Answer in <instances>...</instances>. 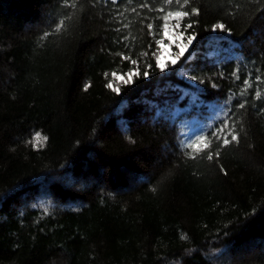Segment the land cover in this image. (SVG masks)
<instances>
[{
    "label": "trees",
    "instance_id": "obj_1",
    "mask_svg": "<svg viewBox=\"0 0 264 264\" xmlns=\"http://www.w3.org/2000/svg\"><path fill=\"white\" fill-rule=\"evenodd\" d=\"M192 8L164 75L163 17ZM0 264H264V0H0Z\"/></svg>",
    "mask_w": 264,
    "mask_h": 264
},
{
    "label": "snow or ice",
    "instance_id": "obj_2",
    "mask_svg": "<svg viewBox=\"0 0 264 264\" xmlns=\"http://www.w3.org/2000/svg\"><path fill=\"white\" fill-rule=\"evenodd\" d=\"M111 2L113 4H116L118 2V0H111ZM174 2V0H164V3L166 5H172ZM190 0H175V3L177 5H179L181 8H183L184 6L189 5ZM141 7H147V4H143L141 5ZM189 15H199V9L197 8H192L191 13H189L188 11H168L167 14L163 17L165 23L163 24V31L165 34L168 33V28H169V24H168V19L169 17H174L176 19V24L175 27L177 29H181L179 32V35L177 36V39H181L183 38L185 42L181 43L178 45L179 50L175 53V58L171 61L172 65H177V62L180 61L181 64L184 63V60H191L193 58L192 56V49L195 48L196 44L198 43L199 40V33L198 32H189L190 29H194V23H189L186 26H182V20L185 17H188ZM150 34L152 33L153 30V24L149 23L147 25ZM217 30H219L220 32H227V35L230 36L231 35V30L227 29V26L223 23H217L212 27V32L216 33ZM45 35H48V33H45ZM155 43L157 45L161 44V40H156ZM144 55H147L146 53ZM183 58V59H182ZM125 59H127V57H125ZM131 63L133 65H137V61L136 60H132ZM156 69L159 70L160 73L167 75V69L166 66L161 63V58L159 56H156V65H155ZM173 71H175V69H172ZM151 71H152V66L149 64L148 68L146 70L143 71L142 75L145 79L150 78L151 75ZM239 69L235 70L233 72V75L236 76L237 79H239V75H238ZM116 73H113V76H116ZM125 75H127L128 79L124 80V84L125 85H131L133 83V77H136L139 75L138 71H131L129 73H126ZM221 78H223V74L221 75ZM181 79H186L188 82V86L189 88H193V85H195V88H203L202 85H204L206 83V81L204 80H198L197 77L195 75H191L190 72L187 73H182L181 74ZM260 78L257 77V80H259ZM244 84L245 85H249V81L246 79L244 80ZM107 87L110 88L113 92L119 93L120 89L119 88H114L113 85L111 83L107 84ZM211 87L213 89L217 88L218 85L213 82L211 84ZM85 88H87V86H85ZM257 97L260 96V92L257 91L256 93ZM247 101H244L242 103H240L238 105L239 108L243 109L246 106ZM226 119L224 120L223 124L221 125V127L219 128H215V130H213L214 126H210L207 131L211 132V136L215 137L216 139H222L223 143H222V147L226 146L228 144H230L233 141H238V135L235 133V128L234 126L232 127L231 130H229V120L228 117L230 116V113H225L224 114ZM230 136V140L229 137ZM205 139L204 136L199 135V133L196 134V141L197 142H203V140ZM48 137L47 136H42L40 132H36L35 135L32 137V140L29 141V143H31L33 145V147H38L41 146V142L47 141ZM191 140V136L187 137V139L185 140V146L186 147H196L197 143L193 142V143H188V141ZM207 147V146H206ZM217 157L219 156V152H217ZM213 158L212 154L209 153L208 154V159L211 160ZM221 171H224L223 168H221Z\"/></svg>",
    "mask_w": 264,
    "mask_h": 264
},
{
    "label": "rangeland",
    "instance_id": "obj_3",
    "mask_svg": "<svg viewBox=\"0 0 264 264\" xmlns=\"http://www.w3.org/2000/svg\"><path fill=\"white\" fill-rule=\"evenodd\" d=\"M176 23L169 24L168 33L163 36L161 44L158 45L156 56L161 58V63L166 67L171 66V61L175 58V53L179 50L178 45L185 42L183 38L177 39L180 29L175 27ZM115 83H124V80L128 79L126 76L116 75L113 76Z\"/></svg>",
    "mask_w": 264,
    "mask_h": 264
}]
</instances>
